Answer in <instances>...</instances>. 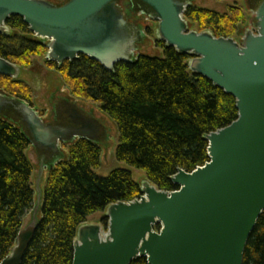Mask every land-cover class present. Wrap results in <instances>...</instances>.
I'll use <instances>...</instances> for the list:
<instances>
[{
  "label": "water",
  "instance_id": "water-1",
  "mask_svg": "<svg viewBox=\"0 0 264 264\" xmlns=\"http://www.w3.org/2000/svg\"><path fill=\"white\" fill-rule=\"evenodd\" d=\"M119 1L0 0V35L10 36L7 22L20 17L35 37L49 41L48 61L62 65L86 56L113 72L119 63L135 62L140 53L139 29L130 25ZM139 1L158 22V40L190 57L192 74L236 99L238 119L205 137L210 162L172 177L177 191H161L146 179L140 199L105 210L107 227L82 225L74 240L73 264H133L139 259L148 264H244L247 244L264 214V0H258L252 29L240 43L210 31H191L185 18L193 6L189 1ZM20 71L0 57V75L17 80ZM8 109L20 115L32 146L50 154L49 160H41L42 173L64 161L62 145L79 140L99 145L100 125L95 123L85 129L53 126L30 104L0 92V117ZM42 208L39 192L31 223L1 264H23Z\"/></svg>",
  "mask_w": 264,
  "mask_h": 264
},
{
  "label": "trees",
  "instance_id": "trees-1",
  "mask_svg": "<svg viewBox=\"0 0 264 264\" xmlns=\"http://www.w3.org/2000/svg\"><path fill=\"white\" fill-rule=\"evenodd\" d=\"M185 18L198 24L200 32L225 39L238 34L246 21L238 8L222 16L195 5L188 7ZM7 26L11 35H0L1 58L28 69L34 57L48 54L46 44L26 38L35 35L22 18L12 17ZM157 45L164 58L141 53L132 64H117L113 72L86 56L62 65L47 63L72 97L100 104L116 123L117 160L143 171L159 190L174 192L179 187L171 178L180 170L191 174L209 163L205 137L237 121L239 111L234 97L191 73L190 57L163 41ZM0 92L32 106L33 90L20 79L0 75ZM22 127L14 109L0 117V264L14 248L35 202L34 169L27 156L32 144ZM101 157L100 146L79 140L70 147L68 160L48 172L41 222L23 264H73L77 231L92 215L142 197L141 186L128 171L98 177ZM133 264L148 263L139 259ZM244 264H264V214L247 244Z\"/></svg>",
  "mask_w": 264,
  "mask_h": 264
},
{
  "label": "rangeland",
  "instance_id": "rangeland-1",
  "mask_svg": "<svg viewBox=\"0 0 264 264\" xmlns=\"http://www.w3.org/2000/svg\"><path fill=\"white\" fill-rule=\"evenodd\" d=\"M53 2L63 4L68 0H51ZM256 0H194V4L197 8L208 10L218 13L222 16L229 14L231 8H238L245 16V23L241 26L240 31L233 39L237 42H241L247 30L252 29L254 23V10L257 5ZM122 11L126 14L127 20L134 28L140 32L139 38V50L142 54L149 55L155 58H164V52L161 50L157 43L158 40L157 30L158 22L149 17V14H141L139 9H133L131 5H119ZM190 30L197 31L200 29L198 24L190 22ZM17 36H21L17 34ZM27 39L36 40L35 36H27ZM41 43H48L43 40H36ZM32 66L28 69H21L19 79L25 82L33 90L32 95V107L43 117L47 123L51 122L53 118L54 104H56L57 97L66 96L78 105V108L83 111H87L94 118L97 119L98 124L100 122L108 129L107 145L99 144L102 150L101 167L96 170L95 174L100 178H108L115 171H128L132 174L134 181L141 185L146 180V175L143 171L134 169L120 163L116 158L117 148L119 146V131L116 123L103 111L100 104H90L83 99L74 98L68 91V87L64 85L60 78L59 73L53 70L47 63V55L43 57H34L32 59ZM100 121V122H99ZM24 131H27L22 124ZM101 127V125H100ZM102 128V127H101ZM64 154V161L68 160L70 154V146L66 145L61 148ZM28 159L33 166L32 185L35 193V202L32 209L24 217L23 227L28 226L32 221V214L37 207V198L39 192L44 197L45 185L48 178V169H44L41 172V156L37 149L33 146L27 152ZM105 216L104 212H99L92 215L88 222L89 224H102L101 222Z\"/></svg>",
  "mask_w": 264,
  "mask_h": 264
},
{
  "label": "flooded vegetation",
  "instance_id": "flooded-vegetation-1",
  "mask_svg": "<svg viewBox=\"0 0 264 264\" xmlns=\"http://www.w3.org/2000/svg\"><path fill=\"white\" fill-rule=\"evenodd\" d=\"M180 1H189L194 4V0H180ZM258 2V0H257ZM131 5L133 9H139L141 14H149L150 8L139 0H120L118 2L119 5ZM151 13V12H150ZM134 25V23H130ZM100 122V121H99ZM92 123H95L99 126L98 121L87 111H83V108L79 109L78 105L70 101L68 97H64L63 95L57 97L56 104H54L53 118L51 122L48 124L53 126L64 127L68 129H80V128H88ZM100 132L97 135L96 141L98 144L107 145V134L108 129L100 122ZM41 160H49L50 154L40 152ZM46 162V161H45Z\"/></svg>",
  "mask_w": 264,
  "mask_h": 264
}]
</instances>
